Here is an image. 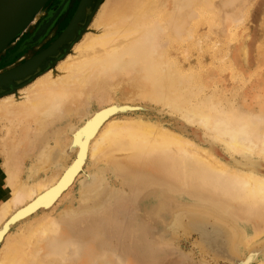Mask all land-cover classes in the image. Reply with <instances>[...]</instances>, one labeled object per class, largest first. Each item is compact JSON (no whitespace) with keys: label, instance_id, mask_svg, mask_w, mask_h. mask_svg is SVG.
Here are the masks:
<instances>
[{"label":"bare ground","instance_id":"1","mask_svg":"<svg viewBox=\"0 0 264 264\" xmlns=\"http://www.w3.org/2000/svg\"><path fill=\"white\" fill-rule=\"evenodd\" d=\"M229 2L106 0L95 13L94 29L81 34L65 60L18 93L0 97V153L8 186L0 200V264L67 262L68 245L76 249L82 243L70 235L77 218L113 191L112 175L141 192L150 190L157 208L190 203L214 212L231 224L227 242L223 228L216 227L214 245L228 246L239 264H264V43L257 46L255 68L238 74L239 59L248 61L253 52L236 24L250 5L239 2L242 11L236 10L226 35L235 12ZM86 15L87 7L69 26V18L61 19L57 40L62 39L49 53L74 39ZM205 30L224 44L210 46V64L200 55L193 66L190 58L208 37ZM228 71L235 81L231 91L219 87V76ZM165 114L204 128L206 143ZM87 159L92 168L81 182L78 207L72 201L45 213Z\"/></svg>","mask_w":264,"mask_h":264},{"label":"rangeland","instance_id":"2","mask_svg":"<svg viewBox=\"0 0 264 264\" xmlns=\"http://www.w3.org/2000/svg\"><path fill=\"white\" fill-rule=\"evenodd\" d=\"M47 1L45 2L47 3L45 7L46 11L41 18L34 24L32 21L33 18H31V20L27 22L14 38L0 50V80L4 78V75L7 72L31 62L52 46L58 38L57 27H60L61 19L63 17L69 18L67 26L73 24L80 15L82 11L81 8L87 3V0H78L77 4H74L75 7H73V0ZM229 1L231 5H235L232 6L234 9L232 12H235L234 15L232 14L230 16V19L227 22L226 35H230V32H232L231 27H233L236 22L235 13L237 11L241 12L243 5L245 7L250 5V7H244L245 10L243 9L244 12L242 13L245 14H243L244 21L241 20L242 15L239 16L238 13L237 16L240 18L238 17L237 19H240L242 23L240 21L239 23L236 22V24H240L238 26L240 28L242 27V30L245 31L246 40L253 51L251 53L252 57L249 58L248 61H245L243 58L239 59L237 66L240 72L238 71V74L250 73L251 69L255 68L257 62V46L264 43V0H244V2L246 1L249 3H242L241 1L243 0ZM239 2L240 4H243L241 5L242 7L239 5ZM103 3H106V0H90L87 5V15L78 23L77 33L74 39L62 44L57 54L43 58L38 69L33 73L17 80H3V83L0 85V97L11 93H18L20 89L27 86V84L32 83L33 80L45 70H54L60 60H65V58H67L65 55L67 56L70 54V51L72 52L73 50V45L80 41L81 34L85 33V30L89 32L94 29L92 28L95 27L94 18L105 5ZM239 9H241V11H239ZM91 19L93 25L90 24ZM202 32L204 34L206 33L205 37L210 36V40L208 41V37L204 38L203 36L200 39V42H203L200 43L198 41L200 45H197L198 49L196 48L194 50V55L190 58L191 63L189 62L193 66L197 65L200 55H205V58L203 59L204 62L210 64L212 62V48H210V46L215 45L216 43H218L216 44L217 47L220 45L223 46L224 44V41L215 34L211 33V35H208L209 32L207 30ZM213 42L215 43L211 44ZM205 47L209 49H205ZM229 73L230 71L222 73L219 76L222 81V83L220 82L221 84L219 87L231 91L235 81L229 76ZM254 82L255 80L249 82L247 86L248 93H251V88L253 87L252 84ZM228 94L230 95L231 93L227 92L226 95ZM164 117L165 120L174 122L179 128L189 129V132H191L192 135H195L199 141L206 143L203 137L204 128L201 126L190 127L185 124L182 118L175 115L171 116L165 114ZM1 131L0 135H3V130ZM216 148L217 151L222 154V151L218 147ZM76 156L77 154L74 153L72 157L74 158ZM4 159V156L0 153V200L5 197L6 190L8 189L4 178V173L7 170ZM3 160L4 162L1 164ZM91 168L92 165L87 159L78 175L75 177V181H73V184L68 188L70 191L67 189L63 192V194H67L65 195L66 198L63 199L65 196L62 194V198L60 196L55 201V204L52 205L54 211L51 206L44 212L51 214L72 201L74 205L78 207L80 202L79 189L81 182L87 178ZM261 168L263 169L264 165H261ZM111 182L113 191H109L105 196H102V201L100 198H98V201L95 200L96 202L92 201L89 207H93V210H88L81 215L82 212L77 218L75 223L76 226H74V230H72L73 233L71 232L70 235L71 237H74V239L77 238L79 241L81 240L82 243L80 241L81 244L79 243L80 245L76 246L78 247L76 249H74L75 247L68 245L71 250L68 248L70 253H67L66 255L69 258L67 259V256L64 257L67 259V262L64 259V264L240 263L236 260L238 259V255H236V253H234L228 246L224 249L214 245L211 234L214 233L216 227L220 226L223 228L224 239L229 232L228 230H231V224L224 219H221L214 212L193 207L190 203H182L173 207L165 202L161 207L157 208L158 202L151 197L150 190L141 192L134 183L123 181L113 175L111 176ZM33 218H35V216H33ZM88 227L91 231L87 229ZM78 229L79 231L76 232ZM7 235L5 237H7ZM225 240L227 242V239ZM3 242L4 239L0 243V251L4 245ZM72 254L76 255V257H74L76 259L73 258L74 260H71L70 257H72Z\"/></svg>","mask_w":264,"mask_h":264},{"label":"water","instance_id":"3","mask_svg":"<svg viewBox=\"0 0 264 264\" xmlns=\"http://www.w3.org/2000/svg\"><path fill=\"white\" fill-rule=\"evenodd\" d=\"M46 1L47 0H0V50L14 38V36L29 20H31V18H33ZM89 2L90 0H87V3L83 5L82 11L73 25L84 15L85 8ZM61 39L59 38L55 44ZM55 44L31 62L7 72L4 75V78L0 80V85L3 83V80H17L33 73L36 70V67L32 68V66L36 62L43 60V58L47 57L49 54L53 55L52 53H49V51L55 46Z\"/></svg>","mask_w":264,"mask_h":264}]
</instances>
